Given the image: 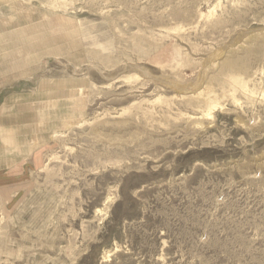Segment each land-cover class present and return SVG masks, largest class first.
<instances>
[{"label": "rangeland", "instance_id": "374dc122", "mask_svg": "<svg viewBox=\"0 0 264 264\" xmlns=\"http://www.w3.org/2000/svg\"><path fill=\"white\" fill-rule=\"evenodd\" d=\"M0 264H264V0H0Z\"/></svg>", "mask_w": 264, "mask_h": 264}, {"label": "bare ground", "instance_id": "6f19581e", "mask_svg": "<svg viewBox=\"0 0 264 264\" xmlns=\"http://www.w3.org/2000/svg\"><path fill=\"white\" fill-rule=\"evenodd\" d=\"M211 114V113H210ZM212 116V115H211Z\"/></svg>", "mask_w": 264, "mask_h": 264}]
</instances>
